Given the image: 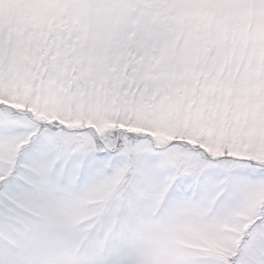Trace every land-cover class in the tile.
I'll return each mask as SVG.
<instances>
[{"label": "snow or ice", "instance_id": "obj_1", "mask_svg": "<svg viewBox=\"0 0 264 264\" xmlns=\"http://www.w3.org/2000/svg\"><path fill=\"white\" fill-rule=\"evenodd\" d=\"M0 264H264V0H0Z\"/></svg>", "mask_w": 264, "mask_h": 264}]
</instances>
